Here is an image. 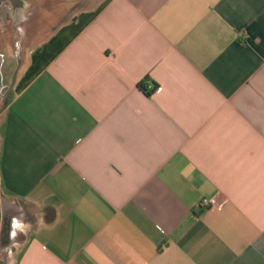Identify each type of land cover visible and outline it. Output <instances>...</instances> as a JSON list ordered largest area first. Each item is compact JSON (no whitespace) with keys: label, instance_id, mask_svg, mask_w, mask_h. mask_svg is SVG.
Segmentation results:
<instances>
[{"label":"crops","instance_id":"crops-1","mask_svg":"<svg viewBox=\"0 0 264 264\" xmlns=\"http://www.w3.org/2000/svg\"><path fill=\"white\" fill-rule=\"evenodd\" d=\"M18 1L2 264H264V0Z\"/></svg>","mask_w":264,"mask_h":264},{"label":"flooded vegetation","instance_id":"flooded-vegetation-1","mask_svg":"<svg viewBox=\"0 0 264 264\" xmlns=\"http://www.w3.org/2000/svg\"><path fill=\"white\" fill-rule=\"evenodd\" d=\"M21 8L18 0H0V28L1 33L7 34L8 40L19 51L23 45L22 42V31H23V21L19 18V9ZM2 39H0V45ZM1 54V53H0ZM6 59L2 54V60L0 64V73L2 72L3 66L5 65ZM9 86L0 89L1 94H7L10 92Z\"/></svg>","mask_w":264,"mask_h":264},{"label":"built area","instance_id":"built-area-1","mask_svg":"<svg viewBox=\"0 0 264 264\" xmlns=\"http://www.w3.org/2000/svg\"><path fill=\"white\" fill-rule=\"evenodd\" d=\"M153 89V85L151 83H148L147 90L152 92ZM225 202V200L219 202L215 198H202L198 201L196 207L203 210L208 208H216L219 210L224 206Z\"/></svg>","mask_w":264,"mask_h":264},{"label":"rangeland","instance_id":"rangeland-1","mask_svg":"<svg viewBox=\"0 0 264 264\" xmlns=\"http://www.w3.org/2000/svg\"><path fill=\"white\" fill-rule=\"evenodd\" d=\"M9 41V43H11L10 42V40H8ZM15 51V50H14ZM16 52V51H15ZM8 80V79H7ZM11 85H12V80H11ZM10 85V86H11ZM7 87V86H6ZM11 88V87H10ZM10 88H9V90H10ZM12 94H13V90H11L10 92H8L6 95L5 94H1V96H0V118H1V116H2V113H3V111H4V109H5V106H6V104H7V101L11 98V96H12ZM9 260H12V259H9ZM10 262V261H9ZM0 264H2V261H1V259H0ZM10 264H11V262H10Z\"/></svg>","mask_w":264,"mask_h":264},{"label":"trees","instance_id":"trees-1","mask_svg":"<svg viewBox=\"0 0 264 264\" xmlns=\"http://www.w3.org/2000/svg\"><path fill=\"white\" fill-rule=\"evenodd\" d=\"M149 82H146L145 84H140L139 88L141 89V91L146 94V95H150L151 92L147 90V85ZM153 85V84H152ZM153 87H155V85H153Z\"/></svg>","mask_w":264,"mask_h":264},{"label":"water","instance_id":"water-1","mask_svg":"<svg viewBox=\"0 0 264 264\" xmlns=\"http://www.w3.org/2000/svg\"><path fill=\"white\" fill-rule=\"evenodd\" d=\"M1 60L2 58L0 57V64H1ZM16 73V72H15ZM15 73L13 74V79H12V83L14 82V76H15ZM2 199L0 198V203H1ZM0 226H1V213H0Z\"/></svg>","mask_w":264,"mask_h":264}]
</instances>
